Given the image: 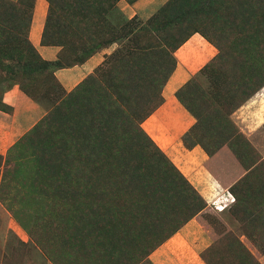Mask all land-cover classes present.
<instances>
[{"label": "rangeland", "instance_id": "obj_1", "mask_svg": "<svg viewBox=\"0 0 264 264\" xmlns=\"http://www.w3.org/2000/svg\"><path fill=\"white\" fill-rule=\"evenodd\" d=\"M44 1L41 44L51 60L18 32L34 0H0V87L15 85L43 112L42 126L38 120L0 154V264H156L150 255L203 203L191 218L200 217L203 231L189 243L195 259L264 264V195L255 189L264 184V159L232 117L264 86V0ZM193 35L216 52L199 63L193 50L178 63L176 50ZM91 57L96 64L73 86L54 76ZM166 97L175 104L164 116L176 125L155 118L166 128L164 146L147 127ZM227 141L243 160L229 178L217 173L224 164L214 153ZM196 145L208 154L199 168L234 193L223 210L169 154ZM131 233L151 247L162 243L147 254Z\"/></svg>", "mask_w": 264, "mask_h": 264}, {"label": "crops", "instance_id": "obj_2", "mask_svg": "<svg viewBox=\"0 0 264 264\" xmlns=\"http://www.w3.org/2000/svg\"><path fill=\"white\" fill-rule=\"evenodd\" d=\"M45 15L46 2L44 0H34L28 29V40L43 59L51 60V55L53 53L52 49L50 50L49 46L41 44V24ZM200 44H202V46H200ZM193 50L195 51V56L199 55L200 57L199 63H204V61H207L210 56L214 55L216 52L212 45H207L205 41L193 35L176 50L175 54L178 56V63L186 62L187 59L183 57L193 55ZM193 60L196 61L194 58L189 59L190 62ZM95 64L96 61H94V57H91L80 66L77 65L55 71L54 76L63 86L71 87L84 77L86 73H89V70ZM186 70L188 71V69ZM1 99L2 102L11 107L10 112L0 110V154H3L19 136L25 133L28 128H31L42 117L43 112L36 103L23 94L15 85L4 91L1 95ZM169 101L172 103L169 104ZM172 104H175L174 101L166 97L159 107L148 117L151 121V125H148L147 129L150 130L155 128L156 133L154 135L158 133L161 135L164 146L169 142L167 141V136H165L166 133L163 132L166 128L162 126L161 122L160 124L164 129L158 128L156 120L158 122L159 120L155 118L166 115L168 112L167 110H170ZM232 117L235 125L239 127V131L244 135L246 141H248L250 146L262 156V159H264V86L256 92L245 105L235 110L232 113ZM162 118L163 120H168V118ZM188 118L189 123L187 126L193 122L192 118ZM146 123H148V121H146ZM174 125H176V123L172 124V126ZM148 134L154 140L153 136L150 133ZM170 146L169 144L168 148ZM238 152H240V148L230 141L217 145L214 153L218 158L217 161L221 160L224 164L221 170H217L218 174L227 175L229 178L233 176V174L243 170V160L241 159V155H238ZM169 154H175L176 164L180 165L181 170L183 169L182 172L188 176L193 183L195 182L194 186L200 190L201 193L207 191V195H205V193L204 195L209 204L215 205V208L218 210H223L225 207L234 203L235 196L231 188H229L230 190L224 189L219 182L211 176L208 170H201V168H199L208 158V154L202 146L196 145L190 149H186V153H181V157L179 155L177 156L174 152ZM195 168L198 170L197 173L194 172ZM224 179H226V177H224ZM195 180H197V182ZM255 189L258 191V195H264V184L258 185ZM261 199H264V196ZM197 226L200 227L195 218L189 220L171 238L154 250L149 258H152L156 264H200L194 257L195 250H193V246L195 244L193 246L190 245L193 244L197 236L203 232L198 229Z\"/></svg>", "mask_w": 264, "mask_h": 264}, {"label": "trees", "instance_id": "obj_3", "mask_svg": "<svg viewBox=\"0 0 264 264\" xmlns=\"http://www.w3.org/2000/svg\"><path fill=\"white\" fill-rule=\"evenodd\" d=\"M13 3L11 2V3H9L8 2V5H12ZM32 14V13H31ZM13 16H14V21H12V22H14V23H16L17 25H22V23L24 24V22H22V19H20V17H17V15L15 14H13ZM30 21H31V15L29 14V17H28V19L26 20V22H25V25L23 26L24 28H23V30H21V31H18L19 33H21V32H23V34H24V36H25V40L28 42V43H30L29 42V40H28V29H29V25H30ZM30 45V47L31 48H33L32 47V45H31V43L29 44ZM18 58L20 59V57L18 56ZM21 60L22 59H20V60H18L19 62H21ZM17 61V62H18ZM25 66V65H24ZM26 73L27 74H32L33 73V70H32V68H30V69H27V71H26ZM1 79V78H0ZM1 85H3V86H5L4 85V81H3V79H1L0 80V86ZM12 87V85H9L8 87L6 86V87H0V91H1V93H0V110H3V111H5V112H10V110H11V107L10 106H8L7 104H5L4 102H2V99H1V95H2V93L4 92V91H6V90H8V89H10ZM178 92V91H177ZM176 96L177 97H179V93H176ZM181 101H182V99H181ZM182 103L184 104V106L188 109V110H190L189 109V107L184 103V101H182ZM47 117V115L45 116V118ZM53 117V119H56L55 118V115L54 116H52ZM51 117V118H52ZM162 117H164V118H166L164 115L162 116ZM161 117V121L169 128L170 127V125H172L171 124V122L169 121V120H163V118ZM44 118V119H45ZM41 120V119H40ZM39 120V123H37L36 124V126H42L41 124L43 123V120L42 121H40ZM57 120V119H56ZM90 120H88V122H89ZM87 122V123H88ZM139 131L143 134V136L149 141V143L151 144V145H153L154 147H155V149L157 150V152L159 153V154H161L162 155V151H161V149L156 145V143L144 132V130L142 129V127L141 126H139ZM182 176V175H181ZM203 203V202H202ZM203 207H205V204L203 203V205H198L194 210H192L191 211V213L188 215V219L187 220H184V221H182L181 223H180V225L178 226V227H176L175 229H173L172 230V232L174 233V232H176L177 230H178V228H180L186 221H188V220H190L191 218H193V217H195V216H197L198 214H199V212L201 211V209H203ZM85 218V217H84ZM195 219H197V221L199 222V223H201L202 221H201V219H200V217H196ZM201 221V222H200ZM130 230H128V232H129ZM80 233H81V230H79V232H78V234H74V235H71L70 237L72 238V244H77V243H79V238H80ZM132 234V237L134 238V240L133 239H128V240H130V242L132 241H134L135 242V244H134V247H135V249L137 248V250H140V246H141V251H143L144 253L147 251V254H149L152 250H154V249H156L161 243H162V241H160V242H158V243H156V245L154 246H150L149 244H146L145 243V241H146V239H141L140 240V235H138V233L137 234H133V233H131ZM76 235V236H75ZM125 234H123V236H124ZM127 239V238H126ZM139 240V241H138ZM124 242H126V240L124 239ZM137 242V243H136ZM70 243V242H69ZM129 248V247H128ZM129 249H131V248H129ZM147 249V250H146ZM148 249H149V251H148ZM132 250V249H131ZM75 253H77V252H75ZM112 255H114V253L112 252ZM144 255V254H143ZM143 255H141L140 253H139V255H137V257H138V261L140 262V259H142V258H144V256ZM147 256V255H146ZM145 256V257H146ZM94 260V259H93ZM118 262H120V264H122V262H121V260H118ZM94 262H92V264H93ZM256 264H259V263H256Z\"/></svg>", "mask_w": 264, "mask_h": 264}]
</instances>
